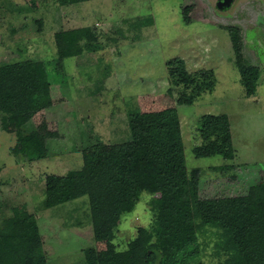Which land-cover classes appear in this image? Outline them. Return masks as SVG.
<instances>
[{"label": "rangeland", "instance_id": "rangeland-1", "mask_svg": "<svg viewBox=\"0 0 264 264\" xmlns=\"http://www.w3.org/2000/svg\"><path fill=\"white\" fill-rule=\"evenodd\" d=\"M214 2L0 0V64L55 57L60 31L88 27L95 36L91 48L63 60L65 85L52 83L48 107L13 122L0 117V226L14 214L35 219L48 264H86L85 250H105L108 242L94 239L86 197L45 206V177L78 169L84 155L128 141L132 112L176 107L185 165L200 171L201 196L256 193L264 184V0H235L223 10ZM230 30L240 35L237 50ZM240 66L256 69L251 97ZM182 68L194 79L187 89L170 75ZM182 89L192 104L175 105ZM204 114L227 115L231 159L195 156ZM220 166L226 168L214 170ZM150 198L143 193L121 217L112 240L117 250L126 249L139 227L151 226ZM194 223L200 245L194 264H231L216 244L219 230L198 218Z\"/></svg>", "mask_w": 264, "mask_h": 264}, {"label": "trees", "instance_id": "trees-1", "mask_svg": "<svg viewBox=\"0 0 264 264\" xmlns=\"http://www.w3.org/2000/svg\"><path fill=\"white\" fill-rule=\"evenodd\" d=\"M85 1L89 0H56L60 6ZM230 35L237 50L240 35L233 30ZM54 38L56 56L49 60L25 58L0 64V117L8 122L48 107L52 83L62 80L65 85L63 60L91 48L95 36L90 28L78 27L57 32ZM238 69L245 95H255L256 69ZM169 70L186 89L194 80L183 68ZM186 89L180 91L176 106L192 104ZM128 124V141L84 155L78 169L45 177V206L86 197L94 239L108 242L105 250H85L86 264H194L200 249L195 218L219 230L216 244L224 246L231 264H264V194L259 199L264 184L255 187L256 193L250 188L243 195L203 197L198 192L200 171H188L185 165L176 107L132 112ZM199 135L202 143L194 148L195 156L233 157L227 115H202ZM143 193L151 196V226L139 227L126 249L117 250L112 240L120 219ZM0 264H48L35 219L21 220L14 214L3 220Z\"/></svg>", "mask_w": 264, "mask_h": 264}, {"label": "water", "instance_id": "water-1", "mask_svg": "<svg viewBox=\"0 0 264 264\" xmlns=\"http://www.w3.org/2000/svg\"><path fill=\"white\" fill-rule=\"evenodd\" d=\"M235 0H215L214 6L218 10L229 8Z\"/></svg>", "mask_w": 264, "mask_h": 264}]
</instances>
